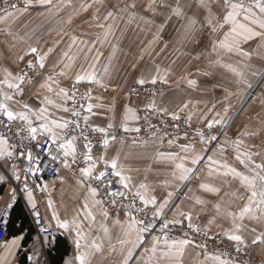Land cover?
I'll return each mask as SVG.
<instances>
[{
    "label": "crops",
    "instance_id": "crops-1",
    "mask_svg": "<svg viewBox=\"0 0 264 264\" xmlns=\"http://www.w3.org/2000/svg\"><path fill=\"white\" fill-rule=\"evenodd\" d=\"M147 3L148 0H53L56 8L52 11L41 6L30 7L27 10L18 8L13 17L0 23V79L4 78L5 69L13 74H20L29 60L34 64L38 63L35 54L24 55L29 46H35L42 52L48 47H53L54 50L48 54L44 68H39L38 80L24 87V94L16 95L9 103L17 111H23L24 103L34 109L41 107L44 95L52 96L53 99L62 102L54 94L41 89L39 85L44 83L48 76H52L59 87H64L70 92L75 83V75L83 70L91 71L89 65L98 52L102 55L95 65V71L106 89L96 84H89L92 87L89 102L100 105L93 108V113H89L88 121L92 128H106L109 124L112 125L113 131L124 130L125 126L130 129L138 128L137 120H126L125 117L129 108L138 116L141 108L150 105L147 101L129 98L127 95L130 87L141 79L147 81L155 77L157 82L165 84V89L152 105L168 118L187 104L188 107L183 112H179V115L187 119L190 116L189 123L195 130L198 126L205 128L207 124L209 109L201 105L203 102L223 101L224 98L236 99L237 102L243 100L248 84L255 83V79L246 76L248 72L254 76L264 72V47L258 46L264 42H259L257 38L242 45L245 50L252 52L251 59L240 56L221 57L214 51V45L223 40V32L226 29L212 32L201 25L206 23L210 15L219 18L224 13L223 0H204L207 7L201 4V0H156L153 11L145 10ZM133 4L135 7H132ZM178 5L184 12L181 17L173 14V9ZM109 12L112 13L111 17H108ZM69 17H71L70 23L67 22ZM99 25L104 27L101 28ZM109 27L111 31L105 39ZM72 37L76 38L75 44H72ZM65 52L68 53V57L64 56ZM21 55L24 56L23 60L19 59ZM217 60L221 63H214ZM223 63L232 64L243 73V76H237L221 66ZM65 64H70V67L65 69ZM104 68H107V73L104 72ZM62 70L66 73L63 76L59 75ZM162 78L167 82H163ZM263 80L264 77L260 84ZM191 81L195 83H190ZM53 87L57 85L53 84ZM3 91L10 90L4 87ZM2 98L0 95V99ZM263 100L264 92L262 94L252 92L251 96L245 99L247 109L242 106L237 117L243 113L249 114L248 111L252 107H258L259 112L255 114L256 116H264V104L261 103ZM65 106L69 108V101ZM50 110L55 117L71 119V110L63 112L51 107ZM197 139L200 137L168 139L166 136H157L146 142H120L109 144L107 148L92 147V155L94 159L104 157L109 163L111 159L118 157V166L125 169L126 175H131L132 184H147L149 190L156 195L158 202H162L167 198L168 193L172 192L173 196L164 210L167 219L180 218L178 211L191 212L192 223L201 229V233L209 237L227 238L225 233L233 231L234 225L232 218L224 214V209L238 212L246 200H236L226 196L225 193H237L241 196H246L247 193L238 180L215 174L208 176L207 159L198 165H192L191 160L194 155L209 156L207 144ZM236 140L242 141L241 151L253 153L256 163H264V123L256 126L235 124L231 135L221 143L220 150L223 148L224 151L211 154L213 159L227 162L247 174L244 166L235 159L237 153L232 142ZM185 144L193 145L194 152L192 149H189L188 153L181 151L180 146ZM76 146L75 163L68 158L70 167L63 166L56 179L40 182L32 190L35 203L41 206L47 223L55 232V240L43 244L37 240V237H40L37 233L32 237L29 236L28 230L21 233L25 236L24 249H34L40 257L39 264H67L68 261L79 264V261L75 260L77 255L74 245L75 232L67 233L57 228L53 217L55 212L61 220H70L81 209L87 195L86 189L81 188L77 183L81 176L80 169L87 166L83 159L86 149L77 143ZM169 152L179 153L181 157L187 156L183 161L184 166L197 169L188 181L174 180L172 173L176 171L175 163L180 161H167L159 155ZM256 153H259V161ZM80 159L84 162L78 166L77 161ZM100 170H104L103 162L97 167V172ZM108 170L111 171L110 167ZM0 175L5 177L4 181H0L1 218L6 203L12 200V189H14L12 184L14 176L9 161H0ZM201 183L219 186L220 194L205 192L199 187ZM197 199H202L206 203L198 204ZM49 201L52 202L51 206ZM25 202L31 206L27 193ZM22 203L24 204L23 201ZM216 203L221 204L220 213L214 208ZM26 204H24L25 208ZM149 208L152 210L151 207ZM94 211L97 221L94 224L85 221L84 232H90L92 238L99 236L103 250L95 252L90 257V264H122V246L119 244V239L124 237L121 228L114 221L120 219L124 223L127 220L126 215L123 213L109 215L104 221L109 228V234L105 235L100 228L102 218L99 210L94 209ZM257 215L260 216L259 219L246 217L242 222H238L241 228L239 234L244 236L248 244L247 248L241 250L251 249L254 254V264H264V243H251L257 236L264 234V215L259 213ZM183 225L186 226L187 221ZM19 235H9L6 241L10 244L11 240ZM227 241L231 246L236 247L234 241L229 239ZM151 243L148 242L146 246L150 247ZM112 245L115 246V251H112ZM144 247L145 245H142L137 248L136 253H141ZM31 254L32 252H28V255ZM211 256L215 255L201 252L197 246L191 249L185 248L183 256L178 259V264H218L209 259ZM137 258L134 257L130 264H135ZM0 264H31V262L26 259L23 250L17 252L13 259L7 255L3 245L0 249ZM161 264H169V262L162 261ZM230 264L236 263L230 262Z\"/></svg>",
    "mask_w": 264,
    "mask_h": 264
},
{
    "label": "snow or ice",
    "instance_id": "snow-or-ice-1",
    "mask_svg": "<svg viewBox=\"0 0 264 264\" xmlns=\"http://www.w3.org/2000/svg\"><path fill=\"white\" fill-rule=\"evenodd\" d=\"M201 4L204 7H207V4L204 3V0H201ZM156 5V0H148L146 11H153L154 6ZM41 6L47 7L49 11H52L56 8V5L53 4V0H24V10H27L30 7ZM90 6V5H89ZM224 13L217 18L216 16H209L205 24H202V27H207L212 32H217L219 29H226L223 32V40L218 44L214 45V51L221 57L223 56H240L244 58L251 59L252 52L245 50L242 45L247 44L249 41L259 40V42H264V0H223ZM83 7V6H82ZM135 7V4L132 5ZM11 9V10H10ZM18 10V6L15 3L8 4V0H5V7L3 12L0 13V23H4L8 18L13 17L14 12ZM86 10V9H85ZM173 14L177 17L184 15L183 9L178 5L173 9ZM112 13H108V17H111ZM68 23L71 22V17H69ZM195 25V21L192 22ZM101 28L104 25H99ZM111 27H109L108 32L105 34V39L110 33ZM11 34V33H9ZM58 35L60 33H57ZM76 43V38L72 37V44ZM259 47H264V43L258 45ZM53 47H48L46 51L42 52L35 46H29L27 52L24 55L35 54L38 63L34 64L32 60H29L27 67L29 69L40 68L43 69L45 66V61L49 53L53 52ZM115 53V49H113ZM102 53H97L95 57L92 58V63L89 65L91 71L83 70L81 73L75 75V83L73 85V91L70 93L68 89L64 87H59L58 82L52 76H48L46 81L39 85L41 89H45L47 93L54 94L55 97L59 99H53L52 96L44 95L41 101L42 106L34 109L27 103L22 105L23 111H17L9 102L13 101L16 95L22 96L24 94L25 84H32L33 81L28 78L27 72H22L20 74H13L11 71L5 69V75L3 79H0V117L9 122H22L25 127L18 128L16 130V135L19 136L21 131L26 132L21 140V143L14 145L10 142L7 135L0 134V161H14L15 158H24L28 161L29 167H27L23 176L24 180V191L27 192L28 200L31 203L33 209L36 207L35 199L33 197L32 190L28 188L27 180L28 175L33 177L37 173L42 172V165L40 162V157H33L31 148H25L23 140L28 141H37L39 136L44 137L43 145H40L46 154L52 159L57 160L58 156L53 154L58 152L62 154V163L64 167H70L68 158H71V162L75 163L77 157V146H76V136H69L68 130L70 125L78 128L80 126L78 120H67L62 117H55L53 112L50 110L54 108L63 112H69L70 109L65 106L68 101H72L75 105V85H78L82 82L87 84H96L102 88L106 89V86L101 79H98L97 73L95 71V65L99 62V57ZM65 57H68V53H64ZM20 60L24 59V56L19 57ZM214 63L220 64L221 61L217 60ZM221 66L229 69L231 72L235 73L237 76H243V73L240 72L236 67L230 63H223ZM70 67V64H65L64 68L67 69ZM104 72L107 73V68H104ZM66 73L62 70L59 75L63 76ZM159 75V74H157ZM163 82H167L166 79L162 78ZM156 84L157 79L155 77L150 80L141 79L138 81L139 84L143 85L145 83ZM190 83H195L191 81ZM53 84H56L57 87H53ZM6 87L10 91H3V88ZM248 87H251V84H248ZM58 89V90H57ZM39 95V94H38ZM88 100H91V95L89 94ZM50 106V107H49ZM100 105H93L91 102L87 104L86 111L88 113H93L94 107H99ZM81 108L84 105H80ZM149 107H154L150 105ZM188 107L187 104H184L182 108L179 109V112H183L184 109ZM213 107H215L213 105ZM72 115L75 117L80 116V112L76 111L75 108L72 110ZM228 109L225 108V115L227 114ZM179 112L171 114V119L173 121L180 120ZM216 116H220V113L217 112ZM84 121L87 122L89 117L84 116ZM126 120H138L140 117L131 109H127V114L125 117ZM190 120L191 117L189 116ZM39 121L40 123H35ZM224 118L210 120L205 128L209 130V135L206 137L205 130L200 129L197 131V135L200 137L201 141L205 144L210 143L217 139L216 136L210 134V130L219 124H224ZM7 127V125H6ZM111 124L108 125L110 129ZM179 127V125H176ZM94 131L104 134L103 146L107 148L110 141L116 139L115 135H112L110 138L108 136V129L105 128H94ZM124 131H135L139 132V128L130 129L127 126L124 127ZM87 140V137L84 138ZM172 143V141H169ZM237 155L235 159L239 161L241 165L247 171H239L237 168L231 166L227 162H221L219 160L213 159V156L209 155L207 157L203 155H194V158L191 160L193 166L200 164L201 161L207 159L208 164V176L219 175L222 177H231L232 179L238 180L242 188L246 190L247 195L241 196L237 193H225L226 196H231L236 200H246V203L242 205L238 212L230 211L224 209V214L232 218L234 230L226 232L225 235L230 241L236 243V251L240 252L242 248H247L248 244L245 241L243 235L239 234L241 231L240 225L238 222H242L246 217L259 219L260 216L258 213L264 215V163H256L253 159V153L249 151H241L240 145L242 144L241 140H236L232 142ZM86 149V152L83 154V159L87 163L86 167L80 169L81 176L79 177L77 183L81 188H85L87 195L84 198L81 209L69 220L61 218L53 212V217L56 220V226L59 229L65 230L67 233L75 232L74 236V245L77 250V255L75 260L79 261V264H90V257L95 252H101L103 250V244L99 236L91 237L90 232H84V222L88 221L94 224L97 221V215L94 209H98L101 222L100 228L105 235L109 234V228L104 223L109 217V212L105 207V202L100 198V189L93 187L91 184L92 180L99 181L104 189L105 194L110 198L109 203L111 205H117V198L128 199L129 196L131 199L127 205H121L127 209L126 217L127 220L122 223L120 219H116L114 223L119 226L123 232L122 239H119V244L122 246L121 255L123 257L122 264H130L133 261L134 257H138L135 261V264H161L162 261H168L169 264H178V259L183 256L185 247L189 243H193L188 239H170L168 235L169 225H183L187 221V228L192 229L195 232H200L201 229L192 223V213L185 211H178V216L180 218L167 219L164 218V210L169 205V202L173 196L172 192L168 193L167 198L163 199L162 202H158L157 197L149 190V186L145 183H140L139 185L132 184L131 175L125 174V169L118 166V157L111 159L110 163L105 160L104 157L95 158L92 155V144L87 142L83 145ZM181 151L188 153L189 149H192L194 152V146L190 144H185L180 146ZM19 149V151H17ZM221 151H224L221 148ZM161 158L167 161H180L175 163V170L172 175L174 180H179L181 182L188 181L193 173L197 171L195 167L187 168L184 166L183 161L187 159V156L181 157L179 153L169 152V153H160ZM255 155H259L256 153ZM103 162L104 170L97 172L98 165ZM215 165L216 167H213ZM12 169V174L16 181L21 180V174L17 170V165L15 162L10 165ZM111 169V174L118 178V183L121 186L122 190H113L111 189V180H105L108 175V168ZM130 171V170H128ZM177 172L179 175L177 176ZM5 177L0 175V181H4ZM45 187H47L45 185ZM201 189L205 192L219 195L221 188L219 186H214L210 183H201L199 185ZM16 190L12 189V199H15ZM198 204L204 205L206 202L202 199H197ZM51 201L49 205L51 206ZM139 203V207H137ZM11 203H6V208H11ZM151 207L152 215L150 219L138 218L136 213H142L145 209ZM214 208L217 213L221 212V204L216 203ZM35 218L37 222L40 219V213H35ZM159 221V224H157ZM6 222V221H4ZM159 227L160 235H151V246L144 247L142 252L137 254L136 249L140 248L146 243V235L151 234L154 229ZM50 224H45L40 232L43 234L40 237H37V240L40 243H51L55 240V236L50 235ZM254 231V230H253ZM187 236V233H185ZM110 239V237H109ZM25 236L20 234L19 236L14 237L10 244L5 241L4 248L7 252V255L11 256L13 259L17 252L23 250L25 251L26 259L31 262V264H39V255L37 252L32 249H24L23 241ZM252 244L264 243V234L257 236L251 241ZM112 251H115L116 248L114 245L111 246ZM206 247V246H202ZM81 249H84L81 251ZM28 252H32L31 255H28ZM209 259L218 262V264H230L229 261H226L221 258V256H211ZM67 264H74V261H68Z\"/></svg>",
    "mask_w": 264,
    "mask_h": 264
},
{
    "label": "built area",
    "instance_id": "built-area-1",
    "mask_svg": "<svg viewBox=\"0 0 264 264\" xmlns=\"http://www.w3.org/2000/svg\"><path fill=\"white\" fill-rule=\"evenodd\" d=\"M11 3L17 4L18 8L24 7V0H8V4ZM5 7V0H0V13L3 12V9ZM11 10V9H10ZM27 72L28 78H30L33 83L36 82L40 76L39 68L29 69L27 66L22 68L20 73ZM29 84H25L24 87H26ZM73 91V86L70 90V93ZM146 89L144 87H138L136 89L137 93L145 92ZM75 100L76 103L73 105L72 101H69V108L72 110L75 108L76 111L80 112L79 117H75L72 115L71 111V119L72 120H78L80 126L78 128L73 127L70 125V128L68 130L69 136H76L77 140L75 143L84 145L87 142H91L92 147H104L103 146V139L104 134L94 131L92 126L89 124V121L85 122L83 117L88 116L86 108L88 104V96L91 95V89L86 83H80L78 85H75ZM80 105H84L83 108L80 107ZM139 132L135 131H128L125 132L122 131H113L111 128L109 129L106 127L105 129H108V136L109 138L112 135H115L116 139L114 141H110L109 144L113 143H120V142H142L144 140H148L153 136H160L163 134L168 135H177V134H187V127L184 124L183 120L178 121H170L165 118H163L160 114H157L154 112L153 109H147L141 112L139 115ZM7 125V127H6ZM176 125H179V127H176ZM25 125L22 122L16 121V122H7L2 117H0V134L7 135L10 142L14 145H18L21 143V140L24 136H26V132L21 131L20 135H16V130L18 128H24ZM87 137V140L84 138ZM23 143L25 145V148H31L33 157H40V162L42 165V172L37 173L36 176L28 175V188L31 190H34L37 185L40 182L43 181H51L57 178L60 171L63 168L62 163V154L58 152H54L53 154L58 156L57 160H52L47 154L46 150H44L40 145H43L44 143V137L39 136L37 141H28L23 140ZM19 151V149H17ZM15 162L17 165V170L21 174V180L16 181L15 178H12V184L14 189L16 190L15 193V199L11 200L12 206L15 202L18 200H21L26 204L25 202V196L26 191H24V180L23 176L25 175L24 170L29 167L28 161L24 158H15L14 161L10 160L9 163ZM83 159H80L77 161V165L80 166L83 163ZM86 164V163H85ZM105 180H111V189L113 190H122L121 186L118 183L117 177L113 176L111 174V171L108 170V175L106 176ZM93 187H97L100 189V198H102L105 202V207L107 208L109 215H115L119 213H123L126 215L127 209L125 207H122L121 205H127L129 203V200L131 197L129 196L128 199L124 198H117L118 203L117 205H111L109 203V197L105 194V189L103 185L99 181L93 180L91 182ZM139 203H137V207H139ZM26 209L28 212V215L31 219V222L35 228V231L38 235L42 236L43 234L40 232V229L45 225L48 224L44 215V212L39 204H36L35 209L32 208V206H29L26 204ZM11 208H4L1 214L0 218V249L4 245L5 241L8 238V228H9V222H10V216H11ZM40 213V219L39 222H37V219L35 218V213ZM138 218H145L150 219L152 215V211L150 208L145 209L142 213H136ZM6 221V222H4ZM157 224H159V221H157ZM50 235L55 236V232L50 228ZM168 235L170 239H188L192 241L194 244L201 247V249L205 253L214 254L221 256L222 259L226 261H232L237 264H254V254L251 251V249L240 252L236 251V247H231L228 245L225 241V239L221 236H215V237H208L200 232H195L192 229L187 228V225H169ZM185 233H187V236H185ZM151 235H160L159 227L153 230L151 234H148L147 239L151 238ZM206 246V247H202Z\"/></svg>",
    "mask_w": 264,
    "mask_h": 264
},
{
    "label": "rangeland",
    "instance_id": "rangeland-1",
    "mask_svg": "<svg viewBox=\"0 0 264 264\" xmlns=\"http://www.w3.org/2000/svg\"><path fill=\"white\" fill-rule=\"evenodd\" d=\"M21 8H24V7H21ZM264 71V70H263ZM264 72L261 73L260 75L258 76H254L252 75L251 73L248 72V75H246L248 78H252V79H255V83L251 85V87L247 88L246 91H245V94H244V99L237 102L236 99H231V100H228V99H225L223 101H207V102H203L201 105L203 106H206L208 109H209V113L207 114V117H206V123H208L210 120H213V119H220V117H223L224 118V121L225 123L224 124H219V125H215L211 130H210V134L211 135H214L217 137L216 140L214 141H211L210 143L207 144V152H208V155H211V154H216L218 152H221L220 150V147H221V143L223 141H225L229 135H231V132L232 130L235 129V124H241V125H249V126H256L258 124H262L264 123V116H256L255 114L258 113L259 111H257L258 107H252L247 115H240L237 117V113L239 111V109L242 107V106H245V108L247 109L248 105H247V101H249V99L247 101H245L246 98H249L253 92V94H258L261 92H264L263 88H264V80L261 82L260 84V81L262 80V78L264 77ZM83 83V82H82ZM87 84V83H86ZM90 89H91V93H92V87L91 85L87 84ZM138 87H144L146 89L145 92H141V93H137L136 92V89ZM165 84L163 83H160V82H157L156 84H151V83H145L143 85L139 84V83H135L133 84L130 89L128 90V97L129 98H137V99H142L144 101H147L150 103V105L154 104L155 101L158 99V97L160 96V94L163 92V90L165 89ZM257 89H256V88ZM255 88V89H254ZM241 90H243L241 88ZM256 90V91H255ZM227 95H224V97H226ZM89 103V101H88ZM197 103H200V102H197ZM262 104H264V100L261 102ZM261 104V106H262ZM149 105V106H150ZM213 105L215 107H213ZM149 106H146V107H143L139 110L138 112V117L139 115L141 114V112H143L144 110H147V109H153L154 112H156L157 114H160L163 118L167 119V120H170V121H173L171 118H168L167 116H165L160 110H158L155 106L154 107H149ZM256 106H258L256 104ZM227 108L228 111H227V114L225 115V112H224V109ZM219 112L220 113V116H216V113ZM88 116H89V113L87 112ZM246 114V113H245ZM180 120H183L184 121V124L186 125L187 127V134H177V135H168V134H163V135H160V136H166L168 139H174V137H178V138H185V139H192V137L194 136H198L197 135V131L200 130L199 128L201 129H204L205 130V135L206 137L209 135V130H207L206 128H203L202 127H199L197 128V130H195L193 128V126L189 123V120L185 117V116H180ZM139 120L138 119V124H139ZM122 131V130H121ZM117 132V131H116ZM153 137H157V136H153ZM153 137H151L150 139H146L142 142H146V141H149L151 140ZM195 138H198V137H195ZM197 140H200V139H197ZM258 157V155H257ZM259 157H258V161H259ZM151 210V209H150ZM152 211V210H151ZM164 218H166V216H164ZM201 233V232H200ZM203 234V233H202ZM205 235V234H204ZM147 236L148 234L146 235V243H145V247H146V244L148 242L151 241V238L150 239H147ZM209 237V236H208ZM222 237V236H221ZM224 238V237H223ZM226 243L228 245L231 246V244H229V242L227 241V238H224ZM195 246H197L201 252H204L201 247H199L198 245L194 244V243H189L185 248L187 249H191L192 247L195 248ZM233 247V245L231 246ZM205 253V252H204ZM214 255V254H212ZM216 256V255H215ZM232 262V261H230ZM235 263V262H233ZM237 264V263H236Z\"/></svg>",
    "mask_w": 264,
    "mask_h": 264
},
{
    "label": "trees",
    "instance_id": "trees-1",
    "mask_svg": "<svg viewBox=\"0 0 264 264\" xmlns=\"http://www.w3.org/2000/svg\"><path fill=\"white\" fill-rule=\"evenodd\" d=\"M26 230L30 237L36 233L24 204L22 201H18L11 211L8 236L19 235Z\"/></svg>",
    "mask_w": 264,
    "mask_h": 264
}]
</instances>
